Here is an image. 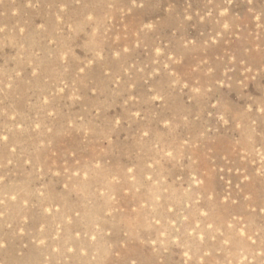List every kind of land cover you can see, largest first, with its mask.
<instances>
[{
	"label": "rangeland",
	"instance_id": "obj_1",
	"mask_svg": "<svg viewBox=\"0 0 264 264\" xmlns=\"http://www.w3.org/2000/svg\"><path fill=\"white\" fill-rule=\"evenodd\" d=\"M0 264H264V0H0Z\"/></svg>",
	"mask_w": 264,
	"mask_h": 264
}]
</instances>
